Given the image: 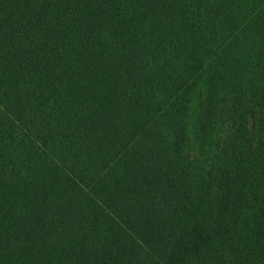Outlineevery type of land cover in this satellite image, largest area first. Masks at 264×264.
<instances>
[{
  "label": "trees",
  "instance_id": "1",
  "mask_svg": "<svg viewBox=\"0 0 264 264\" xmlns=\"http://www.w3.org/2000/svg\"><path fill=\"white\" fill-rule=\"evenodd\" d=\"M0 264H264V0H0Z\"/></svg>",
  "mask_w": 264,
  "mask_h": 264
}]
</instances>
